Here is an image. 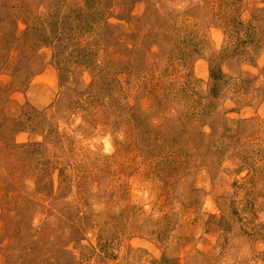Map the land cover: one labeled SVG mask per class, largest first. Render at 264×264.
<instances>
[{
  "label": "rangeland",
  "instance_id": "obj_1",
  "mask_svg": "<svg viewBox=\"0 0 264 264\" xmlns=\"http://www.w3.org/2000/svg\"><path fill=\"white\" fill-rule=\"evenodd\" d=\"M0 264H264V0H0Z\"/></svg>",
  "mask_w": 264,
  "mask_h": 264
},
{
  "label": "trees",
  "instance_id": "obj_2",
  "mask_svg": "<svg viewBox=\"0 0 264 264\" xmlns=\"http://www.w3.org/2000/svg\"><path fill=\"white\" fill-rule=\"evenodd\" d=\"M216 76H217V74L216 73H212V77L215 79L216 78Z\"/></svg>",
  "mask_w": 264,
  "mask_h": 264
}]
</instances>
